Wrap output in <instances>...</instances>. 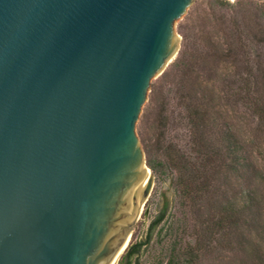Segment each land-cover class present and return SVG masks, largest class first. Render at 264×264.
I'll use <instances>...</instances> for the list:
<instances>
[{
    "label": "water",
    "instance_id": "water-1",
    "mask_svg": "<svg viewBox=\"0 0 264 264\" xmlns=\"http://www.w3.org/2000/svg\"><path fill=\"white\" fill-rule=\"evenodd\" d=\"M195 1L0 0V264H116L154 185L136 124Z\"/></svg>",
    "mask_w": 264,
    "mask_h": 264
},
{
    "label": "trees",
    "instance_id": "trees-1",
    "mask_svg": "<svg viewBox=\"0 0 264 264\" xmlns=\"http://www.w3.org/2000/svg\"><path fill=\"white\" fill-rule=\"evenodd\" d=\"M179 29L182 47L161 77L166 92L159 111L162 135L157 149L163 160L156 162L148 149L146 162L153 175L159 167L172 174L178 195L195 204L219 196L221 181L254 168L243 156L234 120L236 108L243 105L264 122V2L211 0L195 29ZM169 130L179 131L178 137L169 138ZM218 213L217 221L204 224L195 245L186 244L182 253L177 246L182 239L174 232L165 264H200L211 252L214 237L232 243L235 234L238 245L252 244L242 239L247 220L243 211L228 205ZM162 220L163 216L156 225ZM140 249L141 244L131 256ZM251 254L252 264H264V249Z\"/></svg>",
    "mask_w": 264,
    "mask_h": 264
},
{
    "label": "rangeland",
    "instance_id": "rangeland-1",
    "mask_svg": "<svg viewBox=\"0 0 264 264\" xmlns=\"http://www.w3.org/2000/svg\"><path fill=\"white\" fill-rule=\"evenodd\" d=\"M210 1L196 0L187 14L176 22L174 29L181 38V47L183 37L180 34V26H186L187 31L195 29L199 19L207 15ZM227 1L233 3L237 0ZM162 75L152 81L154 90L152 92L150 87L136 124V134L145 155L149 149L156 162L163 160L157 149L162 135L158 120L159 111L163 93L166 92V87H162L161 83ZM236 111L234 122L236 133L244 148L243 156L248 158L255 170L249 169L246 173L241 171L242 173L238 175H232L229 181H221L219 196L208 200L203 198L193 204L178 195L173 175L167 174L164 168L159 167V172L153 175L151 195L134 227L128 245L120 255L118 264H125L127 255L128 262L131 261L132 264H165L175 242L174 232L179 235L177 238L182 239L177 245L182 253L186 244L195 245L200 237L199 233L206 228L204 224L217 221L219 208L228 205L243 211L247 216L246 225L241 230L242 239L245 243L251 241L252 244L238 245L235 242L238 238L235 234L232 243L231 240L221 243L219 237H214L211 252L200 264H252L251 253L259 255L260 250L264 249V244L261 245L264 240V122L246 106L240 105ZM178 132L169 130L167 136L178 137ZM174 140L179 142L177 139ZM247 207L251 210H246ZM161 216L163 220L156 225ZM139 244L140 252L131 256L133 248Z\"/></svg>",
    "mask_w": 264,
    "mask_h": 264
},
{
    "label": "bare ground",
    "instance_id": "bare-ground-1",
    "mask_svg": "<svg viewBox=\"0 0 264 264\" xmlns=\"http://www.w3.org/2000/svg\"><path fill=\"white\" fill-rule=\"evenodd\" d=\"M149 171H150V170H149ZM150 172H151V171H150ZM146 202H147V201H145V203H144V205H143V208H142V210H141V212H140V214H139V216H138V218H137L136 221H138L139 218L141 217ZM129 240H130V237H129L128 241H129ZM128 241H127L126 245L124 246V248L122 249V251L120 252V254H119V256H118V259H117V261H116V264H118V261H119L120 255L124 252L126 246L128 245Z\"/></svg>",
    "mask_w": 264,
    "mask_h": 264
}]
</instances>
